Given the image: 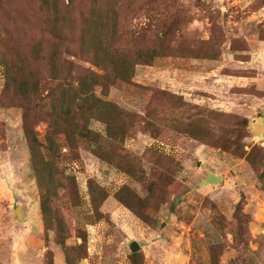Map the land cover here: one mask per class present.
Returning <instances> with one entry per match:
<instances>
[{"label":"rangeland","instance_id":"1","mask_svg":"<svg viewBox=\"0 0 264 264\" xmlns=\"http://www.w3.org/2000/svg\"><path fill=\"white\" fill-rule=\"evenodd\" d=\"M46 1L0 0V264H264V0H103L117 48L134 55L160 38L174 56L139 66L130 85L95 89L124 112V142L93 121L95 149L61 138L55 152L47 97L57 79L37 54L57 48L79 73L99 70L80 43L91 5L51 0L56 26ZM9 65L24 76L13 93ZM27 80L39 85L37 166L24 133ZM190 122L209 138L184 134ZM221 139L257 164L213 146ZM124 187L149 200V223L118 200Z\"/></svg>","mask_w":264,"mask_h":264},{"label":"trees","instance_id":"2","mask_svg":"<svg viewBox=\"0 0 264 264\" xmlns=\"http://www.w3.org/2000/svg\"><path fill=\"white\" fill-rule=\"evenodd\" d=\"M50 1H46L43 6V12L48 15L49 19L52 17L55 20L57 19L56 26H58L62 13L57 2L50 5ZM86 1L91 5V10L83 21V31L80 34L81 49L84 55L92 57V64L99 70V73L96 71L79 73L77 68H81L70 62L69 59L62 60L57 48L48 53H43L44 55L41 53L37 54L39 60L48 61L51 79H57V85L52 87L47 97V100H50L53 104V115L47 121L50 126L48 150L51 152L61 148V138H64L66 145L71 150L84 142L90 144L92 149H95L102 139V134L91 128L93 121L103 123L107 127L106 137L124 142L129 137V127L124 122L126 120L124 112L118 105L97 97L95 89L98 86H102L105 91H109L111 87L116 85H130L133 83L139 66H151L159 58L174 56L173 53L167 52V44L160 38L158 48L141 49L134 55L121 51L116 47L117 34L114 32L116 27L113 22L115 21L113 13L106 8L103 0ZM67 14L69 15L70 13ZM67 14L63 17L64 20ZM53 39L57 40L58 43L63 41V37L58 35V31L53 35ZM68 56H71V53ZM185 56L187 55L185 54ZM191 56L193 58H212L210 55L195 51H192ZM17 70L14 66H8L7 87L12 93L21 87L22 81L20 80L24 77L21 69ZM28 79L33 78L29 77ZM30 84L34 85L33 89L30 88ZM25 90L27 92L26 98L29 100L22 105L24 109V133L37 166V152L40 142L33 123L36 112V107L33 104L35 100H40L38 97L34 98L39 94V85L27 80ZM59 93L62 94L58 96L57 94ZM164 95L167 96L168 94L164 93ZM42 98L43 101L46 100V98ZM170 98L172 101L175 99L173 101L175 109H180V100H176L175 95H170ZM183 104L186 103L183 102ZM202 130L198 129L197 123L190 122L186 124V128L182 132L196 140L209 138L211 131L206 130L207 135H204ZM159 134L157 132L155 136ZM226 142L229 144L226 145ZM213 146L233 152L232 154L239 158L247 157L253 165L257 164L256 159L251 155L248 156L246 151H244V145H239L231 140L221 139L219 142H213ZM254 153H257L256 150H254ZM117 196L118 200L126 208L144 222L149 223L148 216L145 211H142L144 204L149 202L148 199H142L129 187L122 188ZM44 215L47 216L45 207Z\"/></svg>","mask_w":264,"mask_h":264},{"label":"water","instance_id":"3","mask_svg":"<svg viewBox=\"0 0 264 264\" xmlns=\"http://www.w3.org/2000/svg\"><path fill=\"white\" fill-rule=\"evenodd\" d=\"M17 213V217L19 219H22L23 218V212H22V207H19L16 211ZM131 250L133 253H138L140 250H141V246L139 245V243L137 242H134L132 245H131Z\"/></svg>","mask_w":264,"mask_h":264},{"label":"crops","instance_id":"4","mask_svg":"<svg viewBox=\"0 0 264 264\" xmlns=\"http://www.w3.org/2000/svg\"><path fill=\"white\" fill-rule=\"evenodd\" d=\"M259 81V84L262 82V81H260V80H258ZM264 82V81H263ZM262 132H264V128H263V131Z\"/></svg>","mask_w":264,"mask_h":264}]
</instances>
